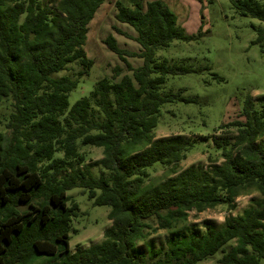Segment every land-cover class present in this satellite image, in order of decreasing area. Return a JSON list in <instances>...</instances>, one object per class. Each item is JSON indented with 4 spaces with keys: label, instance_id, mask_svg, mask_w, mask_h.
I'll return each instance as SVG.
<instances>
[{
    "label": "trees",
    "instance_id": "obj_1",
    "mask_svg": "<svg viewBox=\"0 0 264 264\" xmlns=\"http://www.w3.org/2000/svg\"><path fill=\"white\" fill-rule=\"evenodd\" d=\"M107 1L56 0L52 8L44 0H0V264H197L217 254L215 264H259L264 95L247 96L238 115L210 137L218 158L179 170L196 140L155 139L154 130L164 103L188 100L159 90L166 76L193 70L156 62L155 52L195 37L160 0H115L114 19L132 29L139 51L120 49L112 35L103 43L141 65L130 75L114 68L69 107V92L93 66L84 51L88 26ZM229 2L239 15L264 22V0ZM72 64L79 66L74 77L60 75ZM86 146L102 150L98 176L85 164ZM73 188L108 207L111 225L99 243L70 253L69 226L78 212L67 195ZM248 190L260 198L221 228L206 226L201 236L178 229L190 212L234 211ZM159 230L168 233L163 246L138 247Z\"/></svg>",
    "mask_w": 264,
    "mask_h": 264
},
{
    "label": "rangeland",
    "instance_id": "obj_2",
    "mask_svg": "<svg viewBox=\"0 0 264 264\" xmlns=\"http://www.w3.org/2000/svg\"><path fill=\"white\" fill-rule=\"evenodd\" d=\"M44 1L52 8L55 6L56 0ZM114 1L104 3L88 26L84 51L93 61V66L89 76L81 78L77 87L69 92V107L78 99L88 96L97 80L110 77L114 68L130 75V68L141 65L137 58L125 56L124 60L119 59L103 43L108 35H112L120 49L135 53L139 51V46L131 39L134 35L132 29L115 21ZM160 1L176 15L178 25L185 33L195 38L189 41L174 40L168 47L155 52L156 62L165 59L169 65L182 64L193 71L166 76L159 93L170 92L188 102L176 100L160 107L154 138H194V147L179 164V170L192 165L206 166L207 157L218 158L219 153L213 148L210 137L219 136L218 128L238 115L247 96L256 100L264 95V22L239 15L229 0ZM78 70L79 66L72 64L60 75L74 77ZM8 135L9 132L4 133V137ZM101 151L90 146L81 148L85 164L92 167L94 176H98L101 170L96 165L102 157ZM160 174L158 172L156 175ZM67 195L78 206V212L71 217L69 226V249L70 253H74L77 245L84 248L99 243L111 223L107 219L109 208L94 206L81 193V189L73 188ZM259 198L257 192L248 190L235 199L237 206L234 211L217 206L201 213L190 212L178 229L180 232L192 230L201 236L206 226L221 228L226 217L241 214ZM167 236L168 233L162 230L150 233L138 243V247L145 251L157 249L164 245ZM218 257L219 254L197 264H215ZM35 264L44 262L37 261ZM259 264H264V260H260Z\"/></svg>",
    "mask_w": 264,
    "mask_h": 264
}]
</instances>
